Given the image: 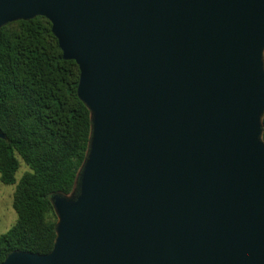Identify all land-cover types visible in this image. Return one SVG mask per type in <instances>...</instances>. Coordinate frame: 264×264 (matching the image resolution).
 <instances>
[{
    "label": "water",
    "instance_id": "95a60500",
    "mask_svg": "<svg viewBox=\"0 0 264 264\" xmlns=\"http://www.w3.org/2000/svg\"><path fill=\"white\" fill-rule=\"evenodd\" d=\"M38 16L91 140L53 249L0 264H264V0H0Z\"/></svg>",
    "mask_w": 264,
    "mask_h": 264
},
{
    "label": "trees",
    "instance_id": "16d2710c",
    "mask_svg": "<svg viewBox=\"0 0 264 264\" xmlns=\"http://www.w3.org/2000/svg\"><path fill=\"white\" fill-rule=\"evenodd\" d=\"M79 79V66L64 58L47 18L0 28V179L16 184L17 213L0 235V263L13 251L46 254L54 247L58 216L51 198L74 191L91 140ZM18 157L30 171L17 182Z\"/></svg>",
    "mask_w": 264,
    "mask_h": 264
},
{
    "label": "rangeland",
    "instance_id": "374dc122",
    "mask_svg": "<svg viewBox=\"0 0 264 264\" xmlns=\"http://www.w3.org/2000/svg\"><path fill=\"white\" fill-rule=\"evenodd\" d=\"M20 167L16 173L17 182L28 171L29 167L18 157ZM16 184H4L0 179V235L8 231L17 220V213L13 208Z\"/></svg>",
    "mask_w": 264,
    "mask_h": 264
}]
</instances>
